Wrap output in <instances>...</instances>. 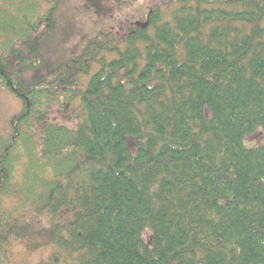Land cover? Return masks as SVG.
<instances>
[{"label":"trees","instance_id":"trees-1","mask_svg":"<svg viewBox=\"0 0 264 264\" xmlns=\"http://www.w3.org/2000/svg\"><path fill=\"white\" fill-rule=\"evenodd\" d=\"M69 3L0 0V264H264V0H158L53 61Z\"/></svg>","mask_w":264,"mask_h":264},{"label":"rangeland","instance_id":"rangeland-1","mask_svg":"<svg viewBox=\"0 0 264 264\" xmlns=\"http://www.w3.org/2000/svg\"><path fill=\"white\" fill-rule=\"evenodd\" d=\"M87 1L89 0H71V3L61 7L57 38L55 43L50 45L53 61H64L71 53L80 51L81 46L96 33V29L102 28L105 24L109 26L106 30L115 34L122 32L127 21L145 23V11L158 0H136L134 3H128L126 0H100L102 4L96 1L100 9H95L90 5L92 3L88 4ZM89 9L97 10L98 13H91ZM3 90L0 93V133L6 135L9 132V119L22 110V103L8 91ZM53 120L63 121L69 125L73 123L70 117L64 120L54 116ZM263 140L264 136L257 135L249 141L260 143ZM27 259L26 254L16 251L15 261L18 264L26 263ZM38 260L39 257L35 255L33 261Z\"/></svg>","mask_w":264,"mask_h":264},{"label":"water","instance_id":"water-1","mask_svg":"<svg viewBox=\"0 0 264 264\" xmlns=\"http://www.w3.org/2000/svg\"><path fill=\"white\" fill-rule=\"evenodd\" d=\"M138 24H140V22H138ZM140 25H142L144 28L148 26V23H141Z\"/></svg>","mask_w":264,"mask_h":264}]
</instances>
